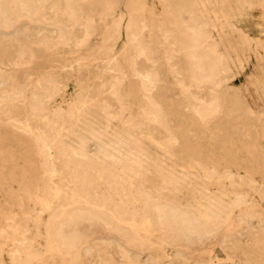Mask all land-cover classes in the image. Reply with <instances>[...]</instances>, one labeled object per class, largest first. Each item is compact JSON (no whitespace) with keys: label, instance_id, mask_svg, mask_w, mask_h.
<instances>
[{"label":"rangeland","instance_id":"obj_1","mask_svg":"<svg viewBox=\"0 0 264 264\" xmlns=\"http://www.w3.org/2000/svg\"><path fill=\"white\" fill-rule=\"evenodd\" d=\"M1 2L0 264H264V0Z\"/></svg>","mask_w":264,"mask_h":264},{"label":"bare ground","instance_id":"obj_2","mask_svg":"<svg viewBox=\"0 0 264 264\" xmlns=\"http://www.w3.org/2000/svg\"><path fill=\"white\" fill-rule=\"evenodd\" d=\"M14 0H12V2H13ZM16 2H17V4L20 6L19 7V9H20V12L22 13V14H26L27 16H29V17H31L32 16V12H31V10H29V9H26L25 7H24V5H25V0H15ZM37 1V0H36ZM82 1V0H81ZM36 6V5H35ZM127 18V17H126ZM9 19V10H8V7L4 4V2H1V0H0V27L1 26H3L4 27V25L6 26L7 24H8V22L11 20H8ZM215 19V18H214ZM12 21V20H11ZM14 21V20H13ZM205 24V23H204ZM185 29V28H184ZM200 29H201V27H200ZM59 30V29H58ZM41 31V30H40ZM54 31V30H53ZM66 31V30H65ZM63 32V31H62ZM191 32V31H190ZM198 33V32H197ZM200 33V32H199ZM191 34H193V33H191ZM63 35V34H62ZM200 35V34H199ZM54 36V35H53ZM190 36V35H189ZM192 36V35H191ZM201 36V35H200ZM65 37V36H64ZM196 38H198V36L196 37ZM200 38V37H199ZM192 39V38H191ZM193 42V41H192ZM191 42V47H190V50H192V49H196L197 47H198V44H194V43H192ZM199 42H200V40H199ZM110 44V43H109ZM108 44V45H109ZM113 46V45H112ZM189 51V50H188ZM183 52V51H182ZM193 53H191V55H192ZM195 54V53H194ZM190 56V55H189ZM190 58H192V57H190ZM193 60V59H192ZM34 62V61H33ZM196 67H197V69H201V65H200V63H197L196 64ZM147 69V68H146ZM199 70H197V71H199ZM200 73H201V70H200ZM2 74V73H1ZM204 74V73H203ZM202 75V74H201ZM203 77V76H202ZM205 78H206V76H204ZM208 77V76H207ZM204 78V79H205ZM203 79V78H202ZM203 79V80H204ZM226 80V79H225ZM197 81V80H196ZM25 86V85H24ZM155 90V89H154ZM60 91H61V89H60ZM195 91V90H194ZM202 91V90H201ZM207 91V90H206ZM65 92V91H64ZM100 93V92H99ZM197 94V93H196ZM215 94H217V93H215ZM33 96V95H32ZM36 98V97H35ZM152 98V97H151ZM69 102V101H68ZM34 104H36V103H34ZM34 104H33V106H34ZM157 104V103H156ZM86 105V104H85ZM107 105V104H106ZM193 106V105H192ZM4 108V107H3ZM155 108V107H154ZM32 109H34V108H32ZM62 110V109H61ZM60 110V111H61ZM142 112V111H141ZM65 114V113H64ZM250 114V113H249ZM6 115V114H5ZM112 115V114H111ZM213 115V114H212ZM106 116V115H105ZM51 118V117H50ZM31 122V121H30ZM67 123V122H66ZM65 125V124H64ZM10 126V125H9ZM26 126V125H25ZM11 127V126H10ZM39 127V126H38ZM14 128V127H13ZM28 128V127H27ZM40 128V127H39ZM62 129V128H61ZM20 130V129H19ZM22 130V129H21ZM23 131V130H22ZM21 132V131H20ZM23 132H25V131H23ZM26 132H27V130H26ZM42 132V131H41ZM29 133H31V129H30V131H29ZM71 133V132H70ZM159 133V132H158ZM24 134H26V133H24ZM27 134H28V132H27ZM78 134V133H77ZM70 135V134H69ZM63 136V135H62ZM102 137V136H101ZM56 138V137H55ZM54 138V139H55ZM176 138V137H175ZM35 139V138H34ZM76 139V138H75ZM29 140V139H28ZM56 140V139H55ZM95 140V139H94ZM51 141V140H50ZM54 141V140H53ZM63 141V140H62ZM89 141V140H88ZM48 143H49V140H48ZM53 143V142H52ZM74 143V142H73ZM93 143V142H92ZM84 144V143H83ZM50 145H51V143H50ZM80 145V144H79ZM79 145H78V147H79ZM88 145V144H87ZM42 146V145H41ZM43 146H44V144H43ZM65 146V145H64ZM98 146V145H97ZM66 147V146H65ZM70 147V146H69ZM69 147H67L66 149H64V151L63 150H61V151H63V156L64 157H66V159H67V165L69 164V163H71L72 161H74L75 159H77V158H85V154L84 153H78V152H76L75 151V149H74V147H72L73 149H71V147L69 148ZM77 147V146H76ZM83 147V146H82ZM82 147L79 149V150H81L82 149ZM105 149H107V148H105ZM38 150V149H37ZM41 150H44V148L43 149H41ZM57 151V150H56ZM82 151V150H81ZM80 151V152H81ZM59 152V151H58ZM109 152V151H108ZM127 152V151H126ZM40 153V152H39ZM54 153V152H53ZM84 154V155H83ZM112 154V153H111ZM1 155V154H0ZM44 155V154H43ZM88 156V155H87ZM97 156V155H96ZM105 156V155H104ZM110 156V155H109ZM121 157V156H120ZM173 157V156H172ZM65 159H63L62 158V161H64ZM110 160V159H109ZM112 160V159H111ZM117 161V160H116ZM119 161V160H118ZM124 161V160H123ZM54 163H56V162H54ZM76 163V162H75ZM135 163V162H134ZM127 164V163H126ZM133 164V163H132ZM42 165V164H41ZM45 165H46V161H45ZM67 165H65V167H67ZM10 166V165H9ZM43 166H44V164H43ZM62 166V165H61ZM71 166V165H70ZM77 166V165H76ZM90 166V165H89ZM4 167V166H3ZM74 167V166H73ZM86 167V166H85ZM2 168V167H1ZM89 168V167H88ZM130 168V167H129ZM135 168V167H134ZM65 169V168H64ZM67 169V168H66ZM69 169H70V167H69ZM87 169V168H86ZM72 170V169H71ZM91 170V169H90ZM96 170V169H95ZM83 171V170H82ZM93 171V170H92ZM50 172V171H49ZM48 172V173H49ZM68 172V171H67ZM130 173V172H129ZM50 174V173H49ZM83 174V173H82ZM123 174V173H122ZM84 175H85V173H84ZM108 175H110V174H108ZM114 175V174H113ZM207 175V174H206ZM63 177V176H62ZM69 177V176H68ZM183 178V177H182ZM103 179V178H102ZM187 179V178H186ZM130 180V179H129ZM175 180V179H174ZM71 181L73 182V183H75L76 184V180L74 179V178H71ZM71 182V183H72ZM177 182V181H176ZM162 184V183H161ZM110 185H111V183H110ZM113 185V184H112ZM171 185V184H170ZM78 186V185H77ZM82 186V185H81ZM131 186V185H130ZM158 187V186H157ZM72 188V187H71ZM78 189V188H77ZM113 189V188H112ZM144 189V188H143ZM153 189V188H152ZM68 190V189H67ZM83 190V189H82ZM132 190V189H131ZM69 191V190H68ZM67 191V192H68ZM71 191V190H70ZM134 192V191H133ZM147 192V191H146ZM43 193V192H42ZM139 193H140V191H139ZM41 194V193H40ZM54 194V193H53ZM87 194V193H86ZM102 194V193H101ZM145 194V193H144ZM65 195V194H64ZM70 195V194H69ZM77 195H78V193H77ZM118 195V194H117ZM73 196V195H72ZM119 196V195H118ZM137 196V195H136ZM161 196V195H160ZM53 197V196H52ZM74 197V196H73ZM145 197H147V196H145ZM149 197V196H148ZM65 198V197H64ZM71 199H72V197H70ZM88 198V197H87ZM126 198H127V196H126ZM262 198V197H261ZM53 199H54V197H53ZM62 199L63 198H61L60 200H61V202H62V204H61V207H63L62 208V211H63V209H65L66 207H69V205L70 206H72L71 205V202H69V200H63L62 201ZM121 199V198H120ZM149 199V198H148ZM261 200V199H260ZM157 201V200H156ZM54 202V201H53ZM99 202V201H98ZM119 202V201H118ZM124 202V201H123ZM147 202V201H146ZM159 202V201H158ZM169 202V201H168ZM145 203V202H144ZM256 203V202H255ZM109 205H110V203H108ZM163 204V203H162ZM59 205V204H58ZM85 205V204H84ZM89 205H91V204H89ZM97 205V204H96ZM99 205V204H98ZM250 205V204H249ZM257 205V204H256ZM60 206V205H59ZM102 207H103V205H101ZM160 206V205H159ZM46 207V206H45ZM56 207H58V206H56ZM105 207H109L108 205L106 206L105 205ZM104 207V208H105ZM155 207H157V205L155 206ZM163 207V206H162ZM251 207V206H250ZM74 208V207H73ZM79 208V207H78ZM104 208H102V209H104ZM174 208V207H173ZM214 208V207H213ZM45 209V208H44ZM54 209H55V207H54ZM90 209V208H89ZM96 209H99V208H96ZM154 209V208H153ZM157 209V208H156ZM57 210V209H56ZM70 210H72V208L70 209ZM75 210V209H74ZM80 210H82L81 208H80ZM107 210V209H106ZM105 210V211H106ZM151 210V209H150ZM43 211V210H42ZM59 211V210H58ZM79 211V210H78ZM86 211V210H85ZM105 211H103V212H105ZM108 211V210H107ZM214 211V210H213ZM94 212V211H93ZM111 212H114V211H110V213ZM56 213V212H55ZM54 213V214H55ZM109 213V212H108ZM110 213H109V215H110ZM187 213V212H186ZM52 214V213H51ZM50 214V215H51ZM60 214H61V212H60ZM91 214V213H90ZM94 214V213H93ZM92 214V216H95V217H99V219L100 220H103L102 222H104V217L106 216H104V214H101L100 212H97V216L96 215H93ZM111 214H113V213H111ZM136 214V213H135ZM153 214V213H152ZM162 214H164L163 212L161 213V210L158 208V210L156 211V213H155V215H156V219H158V220H160V222H161V218H162ZM184 214V213H183ZM65 215V214H64ZM108 215V214H107ZM194 215V214H193ZM219 215V214H218ZM59 216H61V215H59ZM113 216H115L114 214H113ZM165 216V215H164ZM171 216V215H170ZM115 217H117V216H115ZM63 218V217H62ZM190 218V217H189ZM48 219V218H47ZM50 219V218H49ZM115 219V218H114ZM119 219V218H118ZM169 219H170V217H169ZM179 219V218H178ZM235 219V218H234ZM109 220V219H108ZM108 220H106V222L108 221ZM172 220V219H171ZM176 220V219H175ZM180 221H181V218L179 219ZM183 220V219H182ZM119 221V220H118ZM177 221V220H176ZM198 221V220H197ZM77 219H76V214L74 213V211H71V212H69L68 213V210H66V216H65V218L63 219V220H61V222H58V224L56 225V226H54L55 227V230H54V236H56L57 238H59V239H61L60 241H65L67 238H65V234L64 233H66L67 231H69V229L71 228V226H76L77 225ZM105 222V223H106ZM111 222H112V220H111ZM114 222V221H113ZM115 222H117V221H115ZM160 222H159V224H160ZM179 222V221H178ZM199 222V221H198ZM105 223H104V225H105ZM108 223V222H107ZM106 223V224H107ZM173 223H175L174 221H173ZM189 223V222H188ZM55 224V223H54ZM109 224V223H108ZM194 225V224H193ZM106 226V225H105ZM160 226V225H159ZM161 226H162V224H161ZM164 226V225H163ZM107 227H108V225H107ZM110 227V226H109ZM166 227V226H165ZM197 227V226H196ZM195 227V228H196ZM127 228V227H126ZM125 228V229H126ZM193 228V227H192ZM39 231V230H38ZM193 231V230H192ZM206 231V230H205ZM128 232V231H127ZM124 234V233H123ZM172 234V233H171ZM212 234V233H211ZM53 236V237H54ZM124 236V235H123ZM49 237V236H48ZM127 237H129V236H127ZM255 237V236H254ZM49 239V238H48ZM67 241H70V240H67ZM63 243V242H62ZM66 245V244H65ZM28 246V245H27ZM67 246V245H66ZM16 247V246H15ZM60 247V246H59ZM225 247V246H224ZM68 248H70L71 249V247H68ZM67 249V248H66ZM17 250V249H16ZM26 250V249H25ZM67 250H69V249H67ZM259 250V249H258ZM17 252H18V250H17ZM68 252V251H67ZM21 253V252H20ZM26 254V253H25ZM94 255V254H93ZM27 257V256H26ZM23 259V258H22ZM252 260V259H251ZM24 261V260H23ZM27 261V260H26ZM21 262V261H20Z\"/></svg>","mask_w":264,"mask_h":264}]
</instances>
